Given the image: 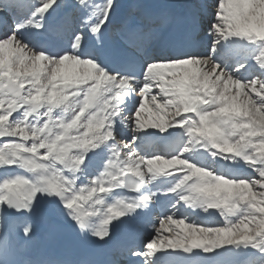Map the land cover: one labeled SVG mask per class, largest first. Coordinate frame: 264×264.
Listing matches in <instances>:
<instances>
[{"label":"snow or ice","instance_id":"obj_1","mask_svg":"<svg viewBox=\"0 0 264 264\" xmlns=\"http://www.w3.org/2000/svg\"><path fill=\"white\" fill-rule=\"evenodd\" d=\"M0 264H264V0H0Z\"/></svg>","mask_w":264,"mask_h":264},{"label":"bare ground","instance_id":"obj_2","mask_svg":"<svg viewBox=\"0 0 264 264\" xmlns=\"http://www.w3.org/2000/svg\"><path fill=\"white\" fill-rule=\"evenodd\" d=\"M171 1H173V2H179V0H161V2H171ZM122 2H123V0H122Z\"/></svg>","mask_w":264,"mask_h":264}]
</instances>
